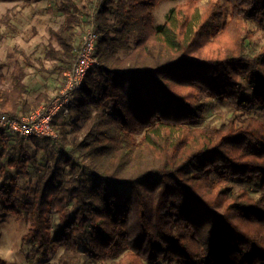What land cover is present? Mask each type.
<instances>
[{
  "label": "trees",
  "instance_id": "obj_1",
  "mask_svg": "<svg viewBox=\"0 0 264 264\" xmlns=\"http://www.w3.org/2000/svg\"><path fill=\"white\" fill-rule=\"evenodd\" d=\"M160 1L101 4L97 62L72 107L75 131L62 139L71 146L70 174L57 166L21 199L13 178L0 189L4 210L29 221L23 240L39 260L64 245L50 264H264V191L256 198L233 185L260 180L264 190V115L251 111L264 109V47L248 53L246 18L264 22V0H209L203 8L186 0L155 25ZM59 8L66 23L50 29L57 45L45 58L64 72L88 10L74 0ZM25 75L21 64L10 85L0 75V116L30 115L50 99L41 92L30 100ZM210 97L233 114L200 126ZM28 160L22 148L20 165Z\"/></svg>",
  "mask_w": 264,
  "mask_h": 264
},
{
  "label": "rangeland",
  "instance_id": "obj_2",
  "mask_svg": "<svg viewBox=\"0 0 264 264\" xmlns=\"http://www.w3.org/2000/svg\"><path fill=\"white\" fill-rule=\"evenodd\" d=\"M74 1L88 10V14L81 18L82 24L77 28L75 46L78 52L87 33L96 31V15L104 0ZM185 1H160L153 10L155 25L162 24L171 8ZM208 1L199 0V6L203 8ZM219 1L229 5V0ZM61 2L62 0H0V75L4 76L3 84L10 85L15 67L18 64L23 65L26 70L24 81L29 90L28 98L33 100L41 92L49 94L50 99L42 104H49L53 101L66 83V71H53L60 63L45 58L46 47L50 43L57 45L51 36L50 29H58L66 23L67 16L59 8ZM9 9L11 11L8 12ZM246 18L247 26L251 31V36L247 39V51L253 56L264 47V22L255 19L249 13ZM25 56L30 58L33 65L26 64ZM244 82L247 85L248 94L252 97L251 85L246 78ZM72 107L73 105L70 106L67 115L61 109L53 117L52 126L57 131L56 137H25L8 128L0 130V149L5 148L0 158V189L3 185L12 183L13 178V183L18 188L17 197L21 199L26 195L27 190L38 186L39 182L57 166L64 169L65 176L70 174L71 168L67 159L73 156L71 146L64 147L62 139L68 142L75 131ZM251 111L256 115H264L261 105H255ZM232 114L233 110L227 102L210 97L206 101L204 121L200 126L210 123L219 125L227 121ZM238 114L245 115L242 111H238ZM22 148L25 149L26 157L29 159L25 166L19 163ZM77 156L78 154L75 155L73 161L78 164L80 161L76 160ZM233 185L235 191L247 188L256 198L260 197L264 191L260 180H235ZM123 189L129 192V186ZM2 200L0 190V264H29L28 258H32L37 264H50L57 261L65 251V246L58 245L50 252L47 259L36 258L35 246L23 240V236L29 229V221L22 215L17 216L4 210ZM51 224L53 233L57 234L60 221L54 208H51ZM113 260L114 258H108L98 264H111ZM157 264L178 263L160 260Z\"/></svg>",
  "mask_w": 264,
  "mask_h": 264
},
{
  "label": "built area",
  "instance_id": "obj_3",
  "mask_svg": "<svg viewBox=\"0 0 264 264\" xmlns=\"http://www.w3.org/2000/svg\"><path fill=\"white\" fill-rule=\"evenodd\" d=\"M99 33L92 31L84 37L76 58L66 70V83L60 93L49 104H41L30 115L15 118L9 115L0 116V130L11 131L30 137H56L57 131L52 126L53 117L63 109L69 113L70 106L77 99L79 91L91 67L97 62L95 55Z\"/></svg>",
  "mask_w": 264,
  "mask_h": 264
}]
</instances>
